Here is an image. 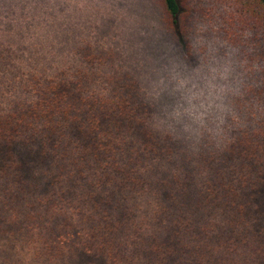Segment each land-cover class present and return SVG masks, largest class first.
<instances>
[{
    "label": "trees",
    "instance_id": "trees-1",
    "mask_svg": "<svg viewBox=\"0 0 264 264\" xmlns=\"http://www.w3.org/2000/svg\"><path fill=\"white\" fill-rule=\"evenodd\" d=\"M236 1L264 32V0ZM112 59L31 76L32 98L0 110V145H38L47 162L0 163L1 246L17 264H264V69L233 100L237 119L188 153Z\"/></svg>",
    "mask_w": 264,
    "mask_h": 264
},
{
    "label": "rangeland",
    "instance_id": "rangeland-1",
    "mask_svg": "<svg viewBox=\"0 0 264 264\" xmlns=\"http://www.w3.org/2000/svg\"><path fill=\"white\" fill-rule=\"evenodd\" d=\"M178 3L172 18L159 0H0V110L32 98L31 76L88 69L86 56L112 51L113 74H127L153 129L188 153L206 147L202 131L237 119L233 100L258 82L264 32L236 0ZM9 154L29 169L47 163L38 145H0V163ZM3 243L0 264H17Z\"/></svg>",
    "mask_w": 264,
    "mask_h": 264
}]
</instances>
